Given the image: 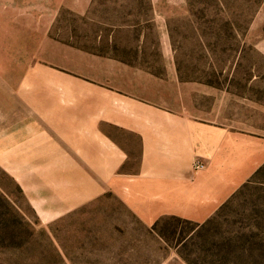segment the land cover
<instances>
[{"label": "rangeland", "instance_id": "obj_1", "mask_svg": "<svg viewBox=\"0 0 264 264\" xmlns=\"http://www.w3.org/2000/svg\"><path fill=\"white\" fill-rule=\"evenodd\" d=\"M66 48L159 76L173 65L185 100L190 87L204 105L208 91L226 93L248 117L264 103V0H0V131L31 100L22 72L29 84L31 70H79ZM8 138L0 134V264H264V164L203 222L147 224L110 192L43 221L21 186L31 159Z\"/></svg>", "mask_w": 264, "mask_h": 264}, {"label": "crops", "instance_id": "obj_2", "mask_svg": "<svg viewBox=\"0 0 264 264\" xmlns=\"http://www.w3.org/2000/svg\"><path fill=\"white\" fill-rule=\"evenodd\" d=\"M65 50L79 70H31L29 84L22 72L31 100L0 131L18 158L31 159L20 170L32 179L21 186L41 220L110 192L147 224L203 222L264 164L263 102L248 117V105H232L226 93L208 91L204 105L190 87L185 100L173 65L159 76L115 56Z\"/></svg>", "mask_w": 264, "mask_h": 264}, {"label": "built area", "instance_id": "obj_3", "mask_svg": "<svg viewBox=\"0 0 264 264\" xmlns=\"http://www.w3.org/2000/svg\"><path fill=\"white\" fill-rule=\"evenodd\" d=\"M202 167H203V164L200 161H195L193 163V168H195V169H198V168L200 169Z\"/></svg>", "mask_w": 264, "mask_h": 264}, {"label": "trees", "instance_id": "obj_4", "mask_svg": "<svg viewBox=\"0 0 264 264\" xmlns=\"http://www.w3.org/2000/svg\"><path fill=\"white\" fill-rule=\"evenodd\" d=\"M172 218H176V219H179V218H177V217H172Z\"/></svg>", "mask_w": 264, "mask_h": 264}]
</instances>
